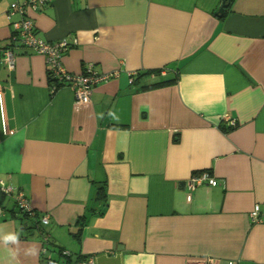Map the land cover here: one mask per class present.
Masks as SVG:
<instances>
[{"label": "crops", "instance_id": "obj_1", "mask_svg": "<svg viewBox=\"0 0 264 264\" xmlns=\"http://www.w3.org/2000/svg\"><path fill=\"white\" fill-rule=\"evenodd\" d=\"M13 1L0 0V58ZM31 14L41 40L76 41L69 73L118 77L78 103L52 93L41 54L17 50L11 72L0 61V181L49 218L20 219L11 199L0 234L18 242L0 240V264H44L42 233L58 264H264V0H53ZM203 171L217 185L189 189Z\"/></svg>", "mask_w": 264, "mask_h": 264}, {"label": "built area", "instance_id": "obj_2", "mask_svg": "<svg viewBox=\"0 0 264 264\" xmlns=\"http://www.w3.org/2000/svg\"><path fill=\"white\" fill-rule=\"evenodd\" d=\"M52 1L53 0H14L9 5L6 14L11 20L10 25L12 33L10 36V46L3 50L0 61L6 69L11 72L15 68V60L18 55L17 50H28L41 54L45 59L50 90L55 92L61 87H69L74 93L76 102L88 103L90 102L93 89L100 83L108 82L110 79L118 77V72L99 73L95 70L93 64H86L82 73L71 74L63 67L61 58L70 47L76 45V41L74 39H61L56 42L41 40L36 35L35 22L31 14ZM13 17H16V19H13ZM133 77L134 73L130 74V84L134 82ZM222 122L226 123L227 128L236 126V120L228 116H225ZM201 184H209L215 187L217 182L207 171L193 174L187 181L189 189H194ZM0 192L12 199L20 212L32 217L34 211L31 209L28 200L21 190L5 185L0 181ZM187 199L190 200V196H188ZM249 218L252 223L259 221L260 208L258 205L254 206L249 214ZM48 222V215H42L40 223L45 226ZM48 243L49 236L42 233L41 256L44 264H58L56 260L50 257ZM61 255L67 257L70 254L66 251H62ZM71 264H95V262L93 258H87L72 262Z\"/></svg>", "mask_w": 264, "mask_h": 264}, {"label": "trees", "instance_id": "obj_3", "mask_svg": "<svg viewBox=\"0 0 264 264\" xmlns=\"http://www.w3.org/2000/svg\"><path fill=\"white\" fill-rule=\"evenodd\" d=\"M232 0H224V4H226V3H230ZM8 46H10V45H8ZM7 46V47H8ZM85 66V65H84ZM49 82V81H48ZM53 93V92H52ZM96 198L98 199V200H103L104 199V192H103V189L102 188H99L98 190H97V195H96ZM9 201H11V199L9 198V197H7L5 194H3L2 192H0V210L2 211V210H5L6 209V206H7V203L9 202ZM15 205V204H14ZM15 207V209H16V206H14ZM12 212H13V210H12ZM17 213L20 215V219H28V218H33V219H35L36 220V223H38V222H40L39 220H38V215L34 212L33 213V215H32V217H30V216H28L27 214H24V213H22V212H20L18 209H17ZM79 222H80V224H82L83 222H84V219L82 218V219H80L79 220ZM25 229V226L22 228V230H24ZM74 236H77V234H73ZM69 253V252H68ZM70 254V253H69ZM66 258H71V254L70 255H68ZM81 261V260H80ZM72 262H76V261H72ZM71 262V263H72Z\"/></svg>", "mask_w": 264, "mask_h": 264}, {"label": "clouds", "instance_id": "obj_4", "mask_svg": "<svg viewBox=\"0 0 264 264\" xmlns=\"http://www.w3.org/2000/svg\"><path fill=\"white\" fill-rule=\"evenodd\" d=\"M0 240L4 242L5 245H7L8 242L17 243L18 242V233L16 232H7L0 234ZM10 253L14 256L15 253L9 249ZM33 255L35 254V249L28 250Z\"/></svg>", "mask_w": 264, "mask_h": 264}, {"label": "water", "instance_id": "obj_5", "mask_svg": "<svg viewBox=\"0 0 264 264\" xmlns=\"http://www.w3.org/2000/svg\"><path fill=\"white\" fill-rule=\"evenodd\" d=\"M223 10H224V6H222V8L219 9L218 13L219 14H222L223 13Z\"/></svg>", "mask_w": 264, "mask_h": 264}]
</instances>
